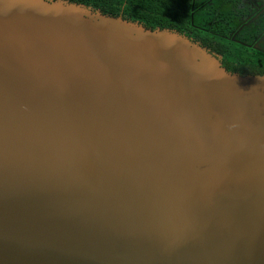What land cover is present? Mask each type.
I'll use <instances>...</instances> for the list:
<instances>
[{
  "label": "water",
  "instance_id": "95a60500",
  "mask_svg": "<svg viewBox=\"0 0 264 264\" xmlns=\"http://www.w3.org/2000/svg\"><path fill=\"white\" fill-rule=\"evenodd\" d=\"M0 264H264V77L0 0Z\"/></svg>",
  "mask_w": 264,
  "mask_h": 264
},
{
  "label": "flooded vegetation",
  "instance_id": "af4514ba",
  "mask_svg": "<svg viewBox=\"0 0 264 264\" xmlns=\"http://www.w3.org/2000/svg\"><path fill=\"white\" fill-rule=\"evenodd\" d=\"M172 4L177 15L185 17L179 29L178 23L167 28L135 23L177 33L205 50L227 72L264 77V0H188L179 12L178 0L162 2L167 10Z\"/></svg>",
  "mask_w": 264,
  "mask_h": 264
},
{
  "label": "trees",
  "instance_id": "16d2710c",
  "mask_svg": "<svg viewBox=\"0 0 264 264\" xmlns=\"http://www.w3.org/2000/svg\"><path fill=\"white\" fill-rule=\"evenodd\" d=\"M69 3H75L85 6L93 11L107 16L121 17L125 20L138 22L145 27L167 28L184 22L185 17L179 12L182 4L188 0H178L177 7L172 4L167 10L162 5L163 0H65ZM178 19V21H177ZM233 73V72H230Z\"/></svg>",
  "mask_w": 264,
  "mask_h": 264
}]
</instances>
